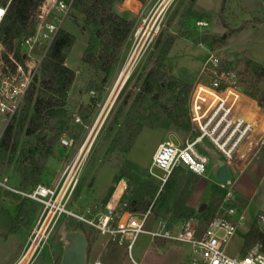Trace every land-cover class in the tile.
Segmentation results:
<instances>
[{
  "label": "rangeland",
  "instance_id": "rangeland-1",
  "mask_svg": "<svg viewBox=\"0 0 264 264\" xmlns=\"http://www.w3.org/2000/svg\"><path fill=\"white\" fill-rule=\"evenodd\" d=\"M97 1L105 8L111 7L113 14L119 19L132 23V30L109 70L103 71L82 62L91 36V28L84 24L83 15L74 12L64 23V30L76 36V42L65 61L68 67L75 70L76 78L66 99L68 123L61 136L72 137L74 143L71 147H63L57 142L50 156L44 161L38 182L24 189L31 190L38 184L60 188L108 101V112L97 129L63 201L65 203L68 200V210L87 217L107 213L106 206L112 195H121L123 192L125 182L116 181L121 177L127 181V194L121 203H127V210L135 211L131 204L132 197L144 192L142 186L149 185L155 178L159 180L158 176L163 175L160 170L153 169L152 173L150 171L152 154L158 142L169 135L180 142L191 137L172 129L160 128L159 131L144 127L138 141L133 143L129 151H124L129 135L134 131V127L131 128L130 125L133 120L138 119L131 117L130 105L140 91L147 73L160 58L161 48L167 39H172L173 44L164 57L166 78H177L191 87L196 82L205 80L200 74L211 53L222 61L223 66L237 73L238 85L244 92L250 80V77L244 75L247 61L252 60L264 66V24L258 23L264 20V0H226L225 3L223 0H138L140 9L137 12L132 9L124 11L121 7L124 0ZM199 21L207 22V25L199 26ZM193 30H199L200 35L197 36ZM24 51L21 46V55ZM4 52L0 48V83L5 75V67L12 69L14 65L9 56V62L5 60ZM263 90L264 78L257 91L260 97ZM25 98L12 116L0 111V140L6 127L14 122L6 155L0 157V180L8 178L10 185L21 189V152L28 148L30 142H36L37 135L28 136L23 130L17 151L10 161L14 133ZM76 116L81 119L79 123L74 122ZM27 123L28 121L26 126ZM252 137L253 144L257 146L261 137L256 126ZM208 146L212 150L208 151L210 166L215 168L216 161L225 158L214 146ZM259 149L260 154L251 159L242 172H232L231 184L227 185L228 189L225 188L232 190L237 198L238 210L245 214L244 225L238 228L226 247V252L232 256L240 255L248 248L245 247L246 232L257 221L258 212L264 208V145ZM130 159L137 161L142 167L134 168ZM179 170L185 176L190 175L182 167ZM212 176L214 178L213 172ZM213 185L215 183L211 187ZM111 187H114V191L109 196ZM207 196L205 193L201 197L205 199ZM23 200L0 186V264H10L19 253L24 238L28 239L31 235L33 238L34 231L42 223L39 221L43 215V206L28 201L29 215L21 222L19 229L11 228L12 232L9 234L12 224L10 215L19 213ZM162 220L171 234L178 232L180 224L170 220V217L155 219L152 213L147 219V229L158 231ZM196 221L198 231L201 232L206 224L198 219ZM16 223H19L18 220L15 221V225H18ZM15 230L19 231L15 233ZM72 230H79L86 237L87 264H179L183 258L185 259L182 264H194L193 261L198 260V255L190 244L149 234H141L130 249L126 245H113L107 236H102L96 229L66 214L52 220L41 244L57 245L62 255L67 245L65 236ZM13 233H20L22 236ZM151 237L155 240L154 245ZM108 243L112 244L110 248L114 251L106 253Z\"/></svg>",
  "mask_w": 264,
  "mask_h": 264
},
{
  "label": "built area",
  "instance_id": "built-area-1",
  "mask_svg": "<svg viewBox=\"0 0 264 264\" xmlns=\"http://www.w3.org/2000/svg\"><path fill=\"white\" fill-rule=\"evenodd\" d=\"M75 1L43 0L41 2L35 30L21 43L25 50L24 54L22 53V61L18 62L13 54H8L14 65L12 69L5 67V75L0 83V111L12 116L19 108L53 41L64 29V23L68 20ZM9 4L10 0L6 4H0V23ZM121 5L124 11L132 9L137 12L140 9L138 0H124ZM197 24L205 26L207 22L199 21ZM0 48L5 51L1 43ZM200 76L205 77V80L196 82L192 86L188 98L193 134L183 144L169 140L161 142L152 156L150 171L151 173L153 169L162 171L163 175L158 177L163 183L173 170L179 167L197 176L207 174L210 157L198 149V144L203 139H207L228 164L235 160L236 150L254 131L256 107L260 105L256 99L240 88L237 73L223 66L222 61L211 53L202 67ZM80 121L79 117L74 118L75 123ZM73 143L72 137L63 135L59 138V144L63 147H71ZM263 145L264 136L260 138L258 148ZM76 164L77 160L70 167L59 189L38 184L31 190H24L10 185L8 178L0 180V186L6 191L43 206V215L39 221L42 223L39 229L34 231L32 246L39 243L40 238L38 237L42 225L48 218L49 221L43 234L54 218L57 219L60 215L66 214L96 229L109 240L126 245L128 249L134 245L141 234L146 233L153 237L190 244L198 255V260L193 261L194 264H264V208L258 212L256 217L263 239L248 247L240 255L232 256L226 252L231 238L245 222V214L238 210L237 198L232 190H226L216 216L206 224L201 232L198 231L197 219L190 217L180 222V229L173 235L164 220L160 222L158 231L148 230L146 224L151 213L150 209L140 213L131 212L127 210V203H121L120 198L112 207H109V203L107 204V213L94 217L79 215L68 210L66 208L68 200L65 203L63 201L79 170L80 164L78 166ZM74 169L75 173L69 180ZM68 182L69 185H67ZM230 184L231 181H218V185L224 189H228L227 185ZM118 210L121 212L118 213Z\"/></svg>",
  "mask_w": 264,
  "mask_h": 264
},
{
  "label": "trees",
  "instance_id": "trees-1",
  "mask_svg": "<svg viewBox=\"0 0 264 264\" xmlns=\"http://www.w3.org/2000/svg\"><path fill=\"white\" fill-rule=\"evenodd\" d=\"M8 1L0 0V4H6ZM42 1L10 0L6 14L0 23V43L5 47L4 57L7 62H9L8 53L13 54L18 61H22L21 43L25 37L34 32ZM225 2L226 0H223V3ZM74 12L83 15L84 24L91 28V36L83 53L82 62L93 65L99 70L108 71L131 32L132 23L119 19L113 14L111 7L105 8L98 4L97 0H76L68 19ZM75 42L74 34L64 29L58 33L27 92L24 107L18 118L9 158L10 161L13 159L23 130L28 136L37 134L36 142H30L28 148H24L21 152L22 161L19 174L20 185L23 189L38 182L44 161L50 156L55 144L59 142L68 123V110L65 105L76 78V72L68 67L65 61ZM172 44V39H167L163 44L160 58L147 73L140 91L130 105L129 113L131 117L138 118V121L133 120L134 122L130 125L131 128L134 127V131L129 135V142L124 147V151L130 150L144 127H159L183 133L191 130L188 98L192 87L177 78H166L167 74L164 70V57L168 54ZM244 75L247 78L250 77L245 93L256 99L264 109V90L261 97L257 92L264 78V66L248 60ZM252 88L257 90L253 91ZM13 126L14 122L6 127L0 140V157L6 155L10 143L8 138ZM255 126L262 137L264 135L263 114L258 116V123ZM198 179L197 175L190 172V175L185 176L179 168H176L164 183L155 178L149 185L142 186L141 189L144 192L135 194L136 197L132 198L133 201L139 203H134V208L138 212L150 209L156 218L170 217V220L175 222H183L195 216L196 219L207 224L216 216L226 190L219 185H213L208 197L207 208L200 214H195V210L187 205V201ZM118 180L120 178L116 179ZM113 191L114 187H111L109 196ZM124 198L122 196L120 200L124 201ZM27 202L28 200H23L20 205L19 216L22 218L29 215ZM262 239L263 235L258 226L253 223L246 234L245 247H250Z\"/></svg>",
  "mask_w": 264,
  "mask_h": 264
},
{
  "label": "crops",
  "instance_id": "crops-1",
  "mask_svg": "<svg viewBox=\"0 0 264 264\" xmlns=\"http://www.w3.org/2000/svg\"><path fill=\"white\" fill-rule=\"evenodd\" d=\"M258 23H260V24H264V20H262V21H259ZM257 108V112H256V115H255V125L258 123V116H260V114H263L264 115V109L263 108H261L260 106H257L256 107ZM145 129H151V130H156V129H158L159 131H160V128L158 127V128H145ZM144 129V130H145ZM142 131L143 130H141L140 131V133L138 134V136H137V138L135 139V142H137L138 141V139H139V137L141 136V134H142ZM172 131H174V132H180V131H176V130H172ZM180 133H182V135H192L193 134V132H192V130H190V132H188V133H183V132H180ZM252 135H253V132L244 140V142L239 146V148L236 150V155H235V160L234 161H231V162H229L227 165H228V167H229V170L231 171V173L232 172H236V173H238V172H242L243 170H244V168H245V166L249 163V161L251 160V159H253L254 157H256V156H258V154H260L259 152H260V149L258 148V144H257V146H255L254 144H253V138L254 137H252ZM264 136V135H263ZM167 140H173L174 142H177V143H179V144H183V142H180V140H175L174 138H173V136H171V135H169L168 137H163V139L161 140V141H159L158 142V144L156 145V148L158 147V145L161 143V142H164V141H167ZM259 143V142H258ZM208 145H210L212 148H213V145L207 140V139H203L199 144H198V149L201 151V152H203V153H206V154H208L209 155V152L208 151H211L212 152V150L209 148V146ZM156 148L154 149V152H155V150H156ZM215 148V147H214ZM154 152H153V154H154ZM153 154H152V156H153ZM209 157H210V155H209ZM131 160V159H130ZM152 160V159H151ZM218 160H220V159H218ZM218 160L216 161V165H215V168L214 167H211L210 166V163H211V158H210V163H209V165H208V170H207V174L205 175V176H202V177H198L199 179H198V182H197V184H196V186H195V188L193 189V191H192V193L190 194V196H189V198H188V201H187V205L188 206H190V207H192L194 210H195V213H201V209H202V212L206 209V208H203V206H207V201H208V197H209V194H210V191H211V185L213 184V183H215V185H217L218 184V180L216 179V176H215V174H216V170H217V162H218ZM132 161V166L134 167V168H136V167H142V166H140L139 165V163L137 162V161H134V160H131ZM210 166V167H209ZM186 170V169H185ZM187 171V170H186ZM187 172H189V171H187ZM212 172H213V174H214V178H213V176H212ZM190 173V172H189ZM159 180H161L160 178H158ZM121 181H124L125 182V186H124V189H123V192H122V194H121V197L123 196V197H125L126 196V194H127V181H126V179H124L123 177H121L120 178V180H119V182H121ZM163 183V182H162ZM136 192V191H135ZM135 192H134V194H135ZM205 193L206 194H208V196H207V198H203V197H201V196H204L205 195ZM199 194H200V196H199ZM121 197H120V199H121ZM133 198V197H132ZM94 204H96V202H93ZM134 203H136V204H139L138 203V201H131V204L133 205ZM141 204V203H140ZM198 211V212H197ZM131 212H136V213H140V212H138L137 210H135V211H131ZM10 216H13V215H10ZM155 217V216H154ZM163 219L162 217H158V218H156L155 217V219ZM178 225L180 224V222H176ZM256 223V225L258 226V223H257V221L255 222ZM172 225V224H171ZM180 226V225H179ZM179 228V227H178ZM180 229V228H179ZM249 230H250V228L247 230V232H246V234L249 232ZM9 231V230H8ZM146 234V233H145ZM150 235V234H149ZM151 239H152V243H153V245L155 244V240L153 239V237H151ZM157 239H159V238H157ZM108 241H111V240H108ZM112 243H114L113 245H123V244H115V243H117V242H114V241H111ZM178 243H182V242H178ZM174 244V243H173ZM172 244V245H173ZM110 245H112V244H109L108 243V245L106 246V250H105V252L106 253H108V252H110V251H114V249H112V247L110 248ZM158 250H159V248H157ZM111 258V260H112V257H110ZM184 259L185 258H183L182 259V261L179 263V264H182V262L184 261Z\"/></svg>",
  "mask_w": 264,
  "mask_h": 264
},
{
  "label": "flooded vegetation",
  "instance_id": "flooded-vegetation-1",
  "mask_svg": "<svg viewBox=\"0 0 264 264\" xmlns=\"http://www.w3.org/2000/svg\"><path fill=\"white\" fill-rule=\"evenodd\" d=\"M10 217L12 219V224L9 230V234H11L12 229L14 227L19 229L21 222L24 221V218L20 217L19 213H17L15 216H10ZM17 220L19 223H16L18 225H15V221ZM16 231L18 232L19 230H15L14 232L16 233ZM15 233L13 234L22 236V234L20 233L18 234ZM44 236L45 234L43 233L39 234L38 238H40V241L37 245L35 244L36 246L31 245L33 241L32 235L28 239L24 238L19 253L16 255V257L13 259V261L10 264H62L63 253L61 255L57 245H50V244L45 245V243L41 244V241L43 240ZM50 241L51 242L53 241V237H51Z\"/></svg>",
  "mask_w": 264,
  "mask_h": 264
},
{
  "label": "water",
  "instance_id": "water-1",
  "mask_svg": "<svg viewBox=\"0 0 264 264\" xmlns=\"http://www.w3.org/2000/svg\"><path fill=\"white\" fill-rule=\"evenodd\" d=\"M199 36V30H193ZM216 179L219 182L232 180V173L227 163L220 159L217 162ZM65 239L67 245L63 252L62 264H87V240L85 235L79 230L67 232Z\"/></svg>",
  "mask_w": 264,
  "mask_h": 264
},
{
  "label": "bare ground",
  "instance_id": "bare-ground-1",
  "mask_svg": "<svg viewBox=\"0 0 264 264\" xmlns=\"http://www.w3.org/2000/svg\"><path fill=\"white\" fill-rule=\"evenodd\" d=\"M108 101L105 103V105H104V107H103V109H102V111H101V113H100V115H99V117H98V119H97V122H96V125L94 126V129H93V131H92V133L90 134V136L88 137V140H87V142L85 143V145L81 148V150L79 151V153L77 154V157H76V160H77V164H76V166H78L79 164L81 165V162H82V160H83V158L86 156V154L88 153V150H89V146L91 145V142L93 141V139L95 138V134H96V131H97V129L99 128V126H100V124H102V122H103V118L105 117V115L107 114V112H108ZM81 153V154H80ZM79 154H80V156H79ZM79 165V166H80ZM76 166H75V168H76ZM80 168V167H79ZM74 173H75V169L72 171V173H71V175H70V177H69V180L72 178V176L74 175ZM68 180V181H69ZM67 186V185H66ZM65 186V187H66ZM65 187L63 188V190L62 191H64V189H65ZM121 197V195L120 194H113L112 195V198H111V201H110V203H109V207H112L113 206V204L119 199ZM48 221H49V218L47 219V221H45L44 222V224L42 225V228H41V231H40V233H43L44 232V230H45V228H46V225H47V223H48Z\"/></svg>",
  "mask_w": 264,
  "mask_h": 264
}]
</instances>
